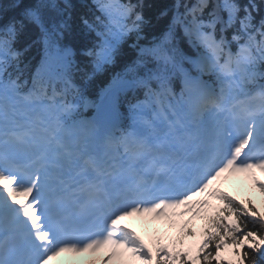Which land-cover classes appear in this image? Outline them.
Returning a JSON list of instances; mask_svg holds the SVG:
<instances>
[{
  "label": "snow or ice",
  "instance_id": "snow-or-ice-1",
  "mask_svg": "<svg viewBox=\"0 0 264 264\" xmlns=\"http://www.w3.org/2000/svg\"><path fill=\"white\" fill-rule=\"evenodd\" d=\"M92 6L79 16L89 38L79 47L71 0H14L12 17L0 8V264L102 250L100 264H264V213L215 187L247 173L264 193L255 176L264 173V0H174L151 40L146 0ZM124 45L135 58L103 90L108 118H83L96 106L88 81ZM137 89L144 99L128 102L131 123L121 127L120 97ZM189 214L205 220L195 254L184 250L196 236L190 221L173 250L157 239L155 255L123 223L148 216L174 226ZM229 248L235 259L225 261Z\"/></svg>",
  "mask_w": 264,
  "mask_h": 264
},
{
  "label": "trees",
  "instance_id": "trees-1",
  "mask_svg": "<svg viewBox=\"0 0 264 264\" xmlns=\"http://www.w3.org/2000/svg\"><path fill=\"white\" fill-rule=\"evenodd\" d=\"M34 0H23V5H28L33 3ZM123 2H127V0H123ZM135 2V0H133ZM147 3L152 4L153 7L150 10H147L146 14L153 17L154 27L148 30V40H151L153 36H159L163 31L166 30L169 22L172 18V12L169 11L168 15L165 17H161L159 20H155V17L158 15L159 11L162 9H171L174 3V0H146ZM241 2H247V0H241ZM73 5V23L77 28V38L72 41L74 46H81L83 43L87 42V38L79 34V16L83 14H87L91 16L93 12H95L94 7L92 6V0H71ZM14 0H0V8H3L4 12L8 17L18 16L20 9L14 8ZM182 11V9H181ZM231 33H229L230 35ZM182 31L177 29L178 38L182 37ZM71 39V38H70ZM131 42V41H130ZM141 43H147V41H141ZM181 48L187 55H194V50L188 45L187 41H181ZM39 54V49L34 48L30 55L29 60L34 63L37 61L35 58ZM135 58V52L129 48L127 45L122 46L121 56L118 58L117 62L106 69L105 72L101 73L97 77H94L90 80V83L87 84V94L89 97H94L100 91L106 88L111 82V78L115 76L117 73L123 71L125 65L130 63ZM91 71L90 68L86 69ZM253 202V201H251ZM264 213V205L263 211ZM231 250V249H229ZM228 249L222 253V258L227 261L229 259H235V257L230 255ZM199 264V262H198Z\"/></svg>",
  "mask_w": 264,
  "mask_h": 264
},
{
  "label": "rangeland",
  "instance_id": "rangeland-1",
  "mask_svg": "<svg viewBox=\"0 0 264 264\" xmlns=\"http://www.w3.org/2000/svg\"><path fill=\"white\" fill-rule=\"evenodd\" d=\"M263 181V180H261ZM248 187L244 184L241 183L240 181H231L230 183H228L225 188L224 191L228 193L229 196L235 197L237 200H240V198H245V197H250L252 198V204L255 205V207L262 212L263 211V205H264V194H262L260 192V190L256 189L255 192L250 193L248 192ZM229 253V257H231V250L228 251ZM73 256H75V254H73ZM103 258L100 257H92L91 261H87V257H80L79 260H74L72 263L68 262V260H64L62 259L63 262L67 261L66 264H94V263H98L102 260ZM87 261V262H86ZM130 264H135L134 261H131Z\"/></svg>",
  "mask_w": 264,
  "mask_h": 264
},
{
  "label": "bare ground",
  "instance_id": "bare-ground-1",
  "mask_svg": "<svg viewBox=\"0 0 264 264\" xmlns=\"http://www.w3.org/2000/svg\"><path fill=\"white\" fill-rule=\"evenodd\" d=\"M89 257H91V256H88L87 258H89Z\"/></svg>",
  "mask_w": 264,
  "mask_h": 264
}]
</instances>
